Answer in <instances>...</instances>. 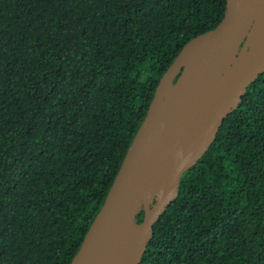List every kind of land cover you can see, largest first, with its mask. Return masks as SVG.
Instances as JSON below:
<instances>
[{"label": "trees", "instance_id": "obj_1", "mask_svg": "<svg viewBox=\"0 0 264 264\" xmlns=\"http://www.w3.org/2000/svg\"><path fill=\"white\" fill-rule=\"evenodd\" d=\"M226 2L0 0V264H71L164 73ZM141 264H264V74Z\"/></svg>", "mask_w": 264, "mask_h": 264}, {"label": "water", "instance_id": "obj_2", "mask_svg": "<svg viewBox=\"0 0 264 264\" xmlns=\"http://www.w3.org/2000/svg\"><path fill=\"white\" fill-rule=\"evenodd\" d=\"M263 74L264 0H227L222 22L187 43L164 73L71 264H141L183 175Z\"/></svg>", "mask_w": 264, "mask_h": 264}]
</instances>
